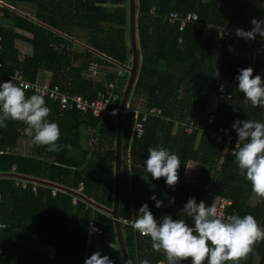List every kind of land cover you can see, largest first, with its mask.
Listing matches in <instances>:
<instances>
[{"label":"trees","instance_id":"1","mask_svg":"<svg viewBox=\"0 0 264 264\" xmlns=\"http://www.w3.org/2000/svg\"><path fill=\"white\" fill-rule=\"evenodd\" d=\"M16 1L34 9L30 13L4 10L7 27L0 29L4 82L17 84L13 79L16 71L31 84L49 73L50 85L63 93L90 101L111 94L109 110L119 109L131 78V1ZM135 4L140 64L126 105L132 110L125 107L122 113L119 220L132 264L143 259L160 264L165 258L153 251L150 238L126 223L144 203L158 223L170 215L185 218L191 226L190 218L180 216L190 197L208 205L227 200V213L251 214L264 227V202L257 203L225 142H215L209 134L227 127L236 135L232 128L236 120L264 122V107L246 104L236 80L239 70L246 67L264 80V39L257 35L246 41L235 35L237 28L250 30L253 18L264 20V0H135ZM171 11L196 12L201 26L188 24L180 31L179 22L165 18ZM16 28L31 38L17 34ZM220 32L228 35L221 37ZM93 62L98 65L96 76L88 71ZM116 67L123 68L125 76L112 69ZM221 85L225 93L219 97ZM25 92L29 97L35 94ZM44 100L51 109L47 119L60 129L58 143L71 145V150L49 152L45 146H33L23 123L6 121L7 127L0 128V223L6 224L0 229V264H84L97 251L113 264H124L112 214L118 114L95 116L76 109L61 113L57 103L47 97ZM153 106L162 112L150 115L145 135L137 138L133 132L135 109ZM178 124L195 130L188 134L181 126L176 133ZM85 141L91 143L89 148ZM150 147H163L179 157V182L174 188L164 178L154 180L147 175L144 160ZM191 165L197 166L196 175L188 180ZM20 177L61 189L54 196L46 186L32 192L16 183ZM80 183L85 186L82 196L75 194ZM72 195L80 198L79 203H72ZM153 195L163 207H155L150 199ZM88 202L89 209H85ZM91 225L101 233L91 234ZM240 264H264V241Z\"/></svg>","mask_w":264,"mask_h":264},{"label":"clouds","instance_id":"2","mask_svg":"<svg viewBox=\"0 0 264 264\" xmlns=\"http://www.w3.org/2000/svg\"><path fill=\"white\" fill-rule=\"evenodd\" d=\"M7 2L9 6L4 10L20 13L14 6V0ZM4 16L5 13L0 29L7 27ZM250 23V30L237 28L235 35L246 41L255 40L257 35L264 39V20L253 18ZM229 51L234 49L229 47ZM131 63L133 67V58ZM236 80L238 91L243 94L246 104L264 107V80L260 75L253 76L252 67L240 69ZM50 113L51 109L46 106L43 96H26L24 87L14 84L12 80L0 83V128L7 127L6 121L23 123L26 126L24 133L31 137L33 146H45L49 152H59L62 149L70 151L71 145L58 143L60 129L57 123L47 119ZM232 128L237 133L232 153L234 163L239 174L250 183L257 203L264 202V122L236 120ZM180 165L179 157L163 147H150L147 159L144 160L147 175L150 174L154 180L164 178L166 185L172 188L179 182ZM150 199L155 201V207H163L162 201L155 195ZM180 216L190 218L191 226L185 218L173 219L170 215H164L162 222L158 223L148 204L144 203L130 222L134 231L150 238L153 251L163 254L165 259L160 264H165V261L166 264H181L187 260L191 264H240V261L247 259L258 242L264 241V227H261L253 215H229L225 218L223 214H218L215 204L208 205L204 201L197 203L194 197L188 199ZM84 264H113V261L97 251L85 259ZM126 264H132V260L129 259ZM138 264L150 262L143 259Z\"/></svg>","mask_w":264,"mask_h":264},{"label":"built area","instance_id":"3","mask_svg":"<svg viewBox=\"0 0 264 264\" xmlns=\"http://www.w3.org/2000/svg\"><path fill=\"white\" fill-rule=\"evenodd\" d=\"M9 6L7 0H0V27L3 26L2 16L4 15L5 11L4 8ZM153 8L151 9V11ZM165 18L171 22V23H177L179 22V29L180 31H184V29L187 27L188 24H192L196 26V28H199L201 26V22L199 21V16L196 12H188V13H179L178 11H171L169 12ZM224 35H228V32H220V36L223 37ZM3 37L0 35V83L4 82V77L2 75L1 69L3 68V63L1 61L2 54H3ZM89 73L93 76H96L98 74V65L96 63H91L88 69ZM13 79L17 82L18 86L24 87L25 91H33L35 94L41 95L43 97H47L52 103H57L59 105V109L62 112L70 111V110H79L83 113H89L92 112L95 116H103L105 113L110 112L112 114H118L119 109H114L112 111L109 110L111 101L113 99V96L109 94V97H105L103 95H99V97L95 100H88L80 95H67L63 93L58 86H51L49 81H43V82H36L35 84H31L23 79L22 75L16 71L14 74ZM52 87V88H51ZM113 85H110V88H112ZM219 97H222L225 93V90H221L219 88ZM114 98H118L117 95L114 96ZM214 108V106H213ZM132 109L129 107V105L126 107V111H131ZM161 108L153 106L150 107L148 110L140 111L138 109H135V121L133 126V132L134 135L137 138H142L145 135L146 130V124L147 121L150 118V115L154 114H161ZM141 115V116H140ZM214 119V111H212L209 120L213 121ZM184 127V131L188 134H192L195 130V128L191 125L182 124ZM210 138L218 143L225 142V149L229 151L230 154L234 151V146L237 140V134L232 136L230 129L227 127H218L215 131L209 132ZM232 145V148L230 149L229 146ZM233 155V154H232ZM12 172H16V167H13ZM20 177L16 180V183L18 185H21L24 189H30L32 192H36L39 187H49L51 191V195H56V193L59 191L58 187H50L42 182L30 179V178H23ZM84 184L80 183L79 186H77L75 190V194H79L82 196L84 192ZM76 195H72V203L77 204L79 203L80 198ZM91 202L86 203L85 209H89ZM230 205V202L227 200H222L219 203L216 204L218 209V214H223V216L226 218L229 215H233L226 212V207ZM132 221V220H131ZM131 221H126V223L130 226ZM6 227V224L0 223V229H3ZM101 233L100 229L95 226L91 225L90 233ZM261 242V241H260ZM0 254H2V250L0 249Z\"/></svg>","mask_w":264,"mask_h":264},{"label":"water","instance_id":"4","mask_svg":"<svg viewBox=\"0 0 264 264\" xmlns=\"http://www.w3.org/2000/svg\"><path fill=\"white\" fill-rule=\"evenodd\" d=\"M131 33H132V48H133V67L130 70L131 78L129 81V85L124 96L123 102L121 107L119 108L118 112V132H117V162H116V191H115V208L112 211V214L115 218L117 233H118V240L121 247L122 255L124 258V264L129 260V255L127 251V247L125 244L124 237L121 231V223L119 220V203H120V185H121V164H122V126H123V111L126 107L130 93L132 88L135 84L138 71H139V64H140V57L138 52V45L136 42V35H135V27H136V4L135 0H131Z\"/></svg>","mask_w":264,"mask_h":264},{"label":"crops","instance_id":"5","mask_svg":"<svg viewBox=\"0 0 264 264\" xmlns=\"http://www.w3.org/2000/svg\"><path fill=\"white\" fill-rule=\"evenodd\" d=\"M14 6H15V8L18 10V11H23V12H26V13H30L31 12V10L32 9H34L33 8V6L32 7H26L25 5H23V4H21L20 2L18 3V1H16L15 3H14ZM23 9V10H22ZM16 33L17 34H19V35H21V36H24V37H26V38H31V35L30 34H28V33H26V32H23V31H20V29H17L16 28ZM26 47H27V44H24ZM26 47H24L23 48V50L25 51L26 50ZM40 80V82L41 81H43V80H49L50 79V75H49V73L47 74V73H43L41 76H40V78H39ZM178 131H180L181 132V126L178 124L177 126H176V133L178 132ZM26 140H28V138H25ZM29 142V141H28ZM26 144V141L24 140L23 142H22V145H25ZM91 143L89 142V141H85V146L86 147H90L91 145H90ZM28 148V147H27ZM24 151H26L25 153H29V149L27 150V149H25ZM196 169H197V166H195V165H191L190 167H189V169H188V174H187V179L188 180H193L194 179V177H195V175H196ZM36 244H33L32 245V248H35L36 246H35ZM258 258V257H257ZM257 258H256V260H257Z\"/></svg>","mask_w":264,"mask_h":264},{"label":"rangeland","instance_id":"6","mask_svg":"<svg viewBox=\"0 0 264 264\" xmlns=\"http://www.w3.org/2000/svg\"><path fill=\"white\" fill-rule=\"evenodd\" d=\"M131 1V0H130ZM129 10H130V6H129ZM131 62H132V60H131ZM106 69H108L109 70V68L108 67H106ZM113 70H115V71H117V72H119L120 74L119 75H123V76H125V74H126V72H125V70L123 69V68H118V67H116V68H112ZM131 70V69H130ZM34 249V248H33Z\"/></svg>","mask_w":264,"mask_h":264}]
</instances>
